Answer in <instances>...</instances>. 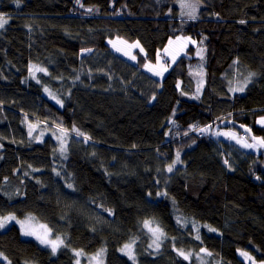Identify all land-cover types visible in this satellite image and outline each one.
Segmentation results:
<instances>
[{
	"label": "trees",
	"instance_id": "1",
	"mask_svg": "<svg viewBox=\"0 0 264 264\" xmlns=\"http://www.w3.org/2000/svg\"><path fill=\"white\" fill-rule=\"evenodd\" d=\"M178 1L0 0V221L47 223L65 242L55 252L0 227V264L102 248L107 264H247L239 250L264 262V150L209 130L264 139V0H198L194 16ZM181 35L206 56L190 47L163 81L144 70ZM118 37L143 45L137 63L112 50ZM142 133L158 145L138 148Z\"/></svg>",
	"mask_w": 264,
	"mask_h": 264
},
{
	"label": "rangeland",
	"instance_id": "2",
	"mask_svg": "<svg viewBox=\"0 0 264 264\" xmlns=\"http://www.w3.org/2000/svg\"><path fill=\"white\" fill-rule=\"evenodd\" d=\"M178 6L181 9V15L183 16H194L199 11L200 4L198 0H179ZM5 19L7 16L2 15ZM7 20V19H6ZM1 29V28H0ZM194 42V43H193ZM109 44L113 51L120 54L121 56L127 58L128 60H132V62L137 63L138 62V56L136 54L137 50H141L144 52L143 45L139 42H132L124 38H114L109 40ZM138 44V46H136ZM197 46L198 52L197 56L204 57L206 56V49L205 47H199V42L196 38L189 36V35H181L174 39H171L169 43L166 45L164 50L162 52H159L158 58L156 61H148L144 65V70L155 76L157 79L163 81L170 70V68L176 63V61L181 58L182 56H185L187 54H190L188 52L189 48L192 46ZM134 57V58H133ZM168 60L171 62L169 63ZM34 68V67H33ZM151 68L152 70H149ZM43 72H47L45 68ZM161 73L160 75H157L156 73ZM204 74V72H203ZM254 75L251 76L245 83H243L241 86L243 87V91H240L242 93H245L249 87V85L254 80ZM203 82H205V77L202 78ZM181 86V83L179 84ZM237 90V89H235ZM239 91V90H237ZM166 120V116L161 114L160 122H164ZM264 120V117L260 118L259 123ZM264 125V124H262ZM209 130L217 137L223 140L233 141L240 145L242 148H244L247 151L250 152H260L261 147L255 143H253L246 135H242L239 132L235 131L234 129H230L228 127H224L220 124L213 125L209 128ZM234 134V135H233ZM131 141L134 142V144L138 148H152L158 145V141L151 135L142 133L140 135H136L130 138ZM245 144L249 145H255L254 147H245ZM8 217H15V219L8 220ZM3 221H6L4 223V226L1 227L2 229H6L10 224H16L21 229L22 235L26 239H31L39 242L41 245L50 248L53 250L52 243H41L40 240L36 238L37 235H40L42 237H45L48 241H55L56 242V250L55 252H58L64 245L65 242L62 237H55L52 233V229L49 224L33 221V220H26V219H20L15 215H8L4 218ZM23 223V227L21 224ZM158 227V226H157ZM156 227V228H157ZM159 231H155L152 234V241L151 245L155 249H159L162 244L163 239V232L161 228H157ZM156 230V229H155ZM25 231H32L35 233V235H25ZM162 234V238H161ZM135 249V244H128V247H123L120 249V252L127 256L132 262L138 263L137 255ZM76 255V262L77 264H107V255L108 250L106 248H102L101 250L92 253V254H85L82 252H79V250H75ZM79 253V255H77ZM185 256L190 257L188 254L189 252L181 251ZM242 253H246V255H242ZM239 255L247 262V264H264L262 261H257L253 258L252 255H250L246 250H239ZM207 258H204L206 260Z\"/></svg>",
	"mask_w": 264,
	"mask_h": 264
},
{
	"label": "snow or ice",
	"instance_id": "3",
	"mask_svg": "<svg viewBox=\"0 0 264 264\" xmlns=\"http://www.w3.org/2000/svg\"><path fill=\"white\" fill-rule=\"evenodd\" d=\"M18 2H19V0H17V3H18ZM89 11H91V9H89ZM5 23H7V20H6L4 17L0 16V28H2V27L4 26ZM241 23H243V21H241ZM193 43H194V42H193ZM136 46H138V44H137ZM133 58H134V57H133ZM37 70H39V71H44V69H37ZM149 70H152V69L149 68ZM156 74H157V75H160L161 73L158 72V73H156ZM237 90H239V91H243V87H241V88H239V89H237ZM58 102H59V101H58ZM261 123L264 124V120H262ZM201 131H207V129H201ZM79 134H80V135H83V133H79ZM233 135H234V134H233ZM254 139H255V138H254ZM258 143H259L261 146H264V139L259 140ZM244 146H245V147H254L255 145L245 144ZM61 151H63V149H61ZM177 161H179V153H177ZM168 171H169V172L172 171V166H171V165L169 166ZM7 219H8V220H11V219H15V217H8ZM5 222H6V221H0V227H3ZM146 225H147V222H146ZM21 226H22V227L24 226L23 223L21 224ZM150 230H152V229H150ZM154 231H159V229H156V230H154ZM24 234H25V235H35V233L32 232V231H25ZM36 238H37L38 240H40L41 243H52V245H53V251L56 250V242H55V241H48V240H46L45 237H42V236H40V235H37ZM197 238H199V237H197ZM126 247H128V246H126ZM181 254L183 255V253H181ZM77 255H79V253H77ZM242 255H246V253H242ZM185 259H187V256H185Z\"/></svg>",
	"mask_w": 264,
	"mask_h": 264
},
{
	"label": "built area",
	"instance_id": "4",
	"mask_svg": "<svg viewBox=\"0 0 264 264\" xmlns=\"http://www.w3.org/2000/svg\"><path fill=\"white\" fill-rule=\"evenodd\" d=\"M108 17H109L112 21L119 19V17H120V9L114 7V8L112 9V11L108 14ZM199 134H200L201 136H203V135L206 134V131L200 132Z\"/></svg>",
	"mask_w": 264,
	"mask_h": 264
},
{
	"label": "water",
	"instance_id": "5",
	"mask_svg": "<svg viewBox=\"0 0 264 264\" xmlns=\"http://www.w3.org/2000/svg\"><path fill=\"white\" fill-rule=\"evenodd\" d=\"M225 124H230V122H229V121H226ZM245 131H246L247 133L250 134V136H251L252 140L254 141V143L257 144V145H259V146L261 147V149L264 150V146H261V145L258 143V141L261 140V138L256 137V136L253 134L252 130L249 129V128H246ZM254 138H255V139H254Z\"/></svg>",
	"mask_w": 264,
	"mask_h": 264
},
{
	"label": "crops",
	"instance_id": "6",
	"mask_svg": "<svg viewBox=\"0 0 264 264\" xmlns=\"http://www.w3.org/2000/svg\"><path fill=\"white\" fill-rule=\"evenodd\" d=\"M131 61H132V60H131ZM160 117H161V116H160ZM135 136H136V135H135ZM132 137H133V136H132ZM130 138H131V137H130ZM130 138H129V139H130Z\"/></svg>",
	"mask_w": 264,
	"mask_h": 264
}]
</instances>
